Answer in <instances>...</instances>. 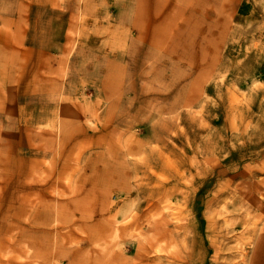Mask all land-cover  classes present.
<instances>
[{"label": "rangeland", "instance_id": "1", "mask_svg": "<svg viewBox=\"0 0 264 264\" xmlns=\"http://www.w3.org/2000/svg\"><path fill=\"white\" fill-rule=\"evenodd\" d=\"M0 264H264V0H0Z\"/></svg>", "mask_w": 264, "mask_h": 264}, {"label": "bare ground", "instance_id": "2", "mask_svg": "<svg viewBox=\"0 0 264 264\" xmlns=\"http://www.w3.org/2000/svg\"><path fill=\"white\" fill-rule=\"evenodd\" d=\"M136 214V213H135ZM233 224V223H232ZM185 238V237H184ZM182 246H183V244H182ZM258 246V245H257ZM185 248V247H184ZM139 249H141V247L139 248ZM256 251V250H255ZM138 252V251H137ZM255 253H257V252H255ZM136 255H138V254H136ZM182 255H185V254H182ZM254 256V255H253ZM254 257H256V256H254ZM258 258V257H257ZM256 260V259H255ZM153 262V261H152Z\"/></svg>", "mask_w": 264, "mask_h": 264}]
</instances>
